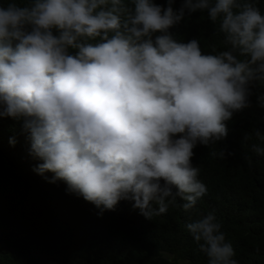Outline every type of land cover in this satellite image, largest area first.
<instances>
[{"label":"clouds","instance_id":"9594fccd","mask_svg":"<svg viewBox=\"0 0 264 264\" xmlns=\"http://www.w3.org/2000/svg\"><path fill=\"white\" fill-rule=\"evenodd\" d=\"M174 2L0 3V116L23 122L43 161L35 171L54 173L50 182L64 181L101 215L121 200L148 220L178 197L192 209L207 193L193 149L223 140L226 122L250 106V86L264 85L257 0ZM197 11L218 23L226 50L206 54L197 38H174ZM186 228L207 264H238L214 212Z\"/></svg>","mask_w":264,"mask_h":264},{"label":"trees","instance_id":"16d2710c","mask_svg":"<svg viewBox=\"0 0 264 264\" xmlns=\"http://www.w3.org/2000/svg\"><path fill=\"white\" fill-rule=\"evenodd\" d=\"M154 2L167 7V0ZM181 4L175 0L172 7ZM257 7L264 14V0ZM218 28L206 11H197L171 31L178 41L197 38L207 54L213 46L226 50ZM250 87V106L226 122L227 136L193 149L192 164L207 193L188 211L178 197L177 206L153 220L128 200L101 215L64 181L50 182L54 173L35 171L43 161L31 154L23 122L0 116V264H207L186 225L209 212L222 224L238 264H264V155L253 151V145L264 148L256 136L257 130L264 134V85ZM222 148L226 158L212 155Z\"/></svg>","mask_w":264,"mask_h":264}]
</instances>
